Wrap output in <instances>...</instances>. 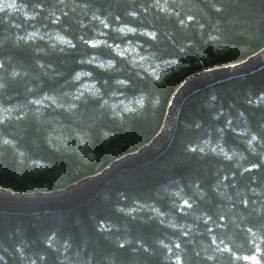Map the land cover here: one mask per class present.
I'll return each instance as SVG.
<instances>
[{"label":"trees","instance_id":"obj_1","mask_svg":"<svg viewBox=\"0 0 264 264\" xmlns=\"http://www.w3.org/2000/svg\"><path fill=\"white\" fill-rule=\"evenodd\" d=\"M262 48L264 0H0V188L101 171L187 76ZM0 264H264V67L187 97L169 148L83 206L0 213Z\"/></svg>","mask_w":264,"mask_h":264},{"label":"water","instance_id":"obj_2","mask_svg":"<svg viewBox=\"0 0 264 264\" xmlns=\"http://www.w3.org/2000/svg\"><path fill=\"white\" fill-rule=\"evenodd\" d=\"M263 67L264 48L239 62L187 76L171 95L161 128L148 143L115 159L96 174L59 190L21 193L0 188V213L35 215L83 206L94 199L121 172L146 166L169 148L175 134L178 112L187 97L221 81L250 75Z\"/></svg>","mask_w":264,"mask_h":264},{"label":"snow or ice","instance_id":"obj_3","mask_svg":"<svg viewBox=\"0 0 264 264\" xmlns=\"http://www.w3.org/2000/svg\"><path fill=\"white\" fill-rule=\"evenodd\" d=\"M6 7H9V8H11V7H13V5H11V4H8V5H6Z\"/></svg>","mask_w":264,"mask_h":264},{"label":"bare ground","instance_id":"obj_4","mask_svg":"<svg viewBox=\"0 0 264 264\" xmlns=\"http://www.w3.org/2000/svg\"><path fill=\"white\" fill-rule=\"evenodd\" d=\"M135 151H136V150H135ZM161 155H162V154H161ZM95 198H96V197H95ZM92 200H93V199H92ZM92 200H91V201H92Z\"/></svg>","mask_w":264,"mask_h":264}]
</instances>
